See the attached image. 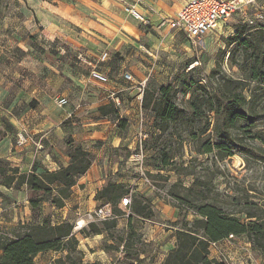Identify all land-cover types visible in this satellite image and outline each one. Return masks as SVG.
<instances>
[{"label": "rangeland", "instance_id": "rangeland-1", "mask_svg": "<svg viewBox=\"0 0 264 264\" xmlns=\"http://www.w3.org/2000/svg\"><path fill=\"white\" fill-rule=\"evenodd\" d=\"M248 1L250 4L243 6L225 25L198 40H191L184 33L170 30L162 23L158 26L160 30L157 28V31L152 30L149 24L143 26V31L151 34L153 41L147 42L142 39L139 42L150 54H147L145 49L139 50L140 54L135 60L142 64L143 69L138 70L139 76L133 77L132 83L123 81L121 86L130 90L142 84L144 91L150 89L158 92L161 87L171 85L174 87V102L188 119L179 121L173 129L161 134L154 126L153 115L142 108L145 122L143 133L148 135L142 143L143 158L138 157L141 156L139 134L135 150L127 148L117 150L116 156L124 159L125 166L121 173L116 174L115 181L122 179L126 190L130 192L137 191L140 187L142 191L153 188L148 199H145L153 211V216L151 219L140 218L130 207H122L121 201L119 202L121 215L107 222L95 223L103 230L101 235H94L89 225L83 229L90 231L88 237L82 234V231H74L78 244L76 252L70 254V259L67 258L68 252L65 251L47 252L35 258L36 264H163L167 254L175 247V232L181 227L182 221L184 219L192 221L196 217L195 211L191 208L192 203L200 204L202 199H207L208 203L219 205L226 212L233 213L242 209L247 202L258 203L264 199V147L260 140L256 139L257 136L264 135V91L256 89L254 85L250 86L251 91L255 92L257 106H253L257 108L256 114H253L252 124H246L250 125L249 128L241 124L239 128L230 131V141L226 146L233 153L231 157L218 154L216 150L210 154L204 153V145L219 142L217 130L221 121L217 115L211 113L192 121L193 115L189 107L191 95L186 94L189 92L187 90L189 85L193 89L205 87L213 94L226 79H242L235 64L243 60L242 53L237 49V44L229 45L230 38L236 34L237 29L247 25L248 35H254L255 44L264 41L262 34L264 0ZM17 3V0H1L0 22L10 19L18 27L20 24L18 20H24V16L19 11ZM24 34L26 32L18 34L20 37L23 35L21 41L32 44L38 51L40 48L34 44V39L28 36V32L27 35ZM47 48L48 52H43V59L53 64L57 59L55 65L59 66L62 75L61 70L68 63L62 56L58 58V55L62 49L68 50V47L62 42L54 41L47 44ZM77 53H73L74 61L71 64L75 71L79 70L78 66L84 65L78 62ZM124 60L121 53L114 56V63ZM1 64L3 63L0 62V79L5 77ZM131 74L133 75L132 72ZM111 78L110 76V80ZM61 86L64 87H61L59 94H62L65 87L74 90L70 83ZM118 95L121 97L122 94ZM249 95V92L245 93L246 98H249ZM30 106L36 108L37 103L33 101ZM130 110L134 108H128L127 104L120 107V115L123 117L121 119L126 120L127 124V133H124V136L132 141L136 137L139 119H134L133 113L126 116ZM244 110L249 114L250 106H244ZM79 123L80 120L72 119L63 125ZM138 131L141 134V129L138 128ZM73 141L71 137L65 140L68 146ZM67 151L68 148L63 150V155L60 156L61 167L67 162L65 159ZM161 153L170 156L168 166L162 164ZM92 156L94 157L93 154ZM158 174L160 178L153 179ZM13 192L15 195L13 198L1 194L0 239L13 237L21 224V222L7 224L1 219L5 218V215L9 216L11 207L15 209L12 210L13 213L20 211L18 205L13 207L17 197L16 191ZM177 197L188 202L179 201ZM234 199L239 200V205H236ZM131 200L133 202V197ZM99 205L98 202L97 206L91 208L87 206V213L85 215L83 213L81 217L85 218L84 216L94 212ZM51 208L48 202L43 203L40 216L43 212L45 213L43 217L50 219L54 213ZM89 210L91 211L88 212ZM113 222H116L115 226H110ZM237 250L243 256V263L264 264V257L253 250L252 246H246V241L242 237H237L233 241L225 240L216 247L211 246L210 252L211 257L220 256L221 260L229 262V255Z\"/></svg>", "mask_w": 264, "mask_h": 264}, {"label": "crops", "instance_id": "crops-1", "mask_svg": "<svg viewBox=\"0 0 264 264\" xmlns=\"http://www.w3.org/2000/svg\"><path fill=\"white\" fill-rule=\"evenodd\" d=\"M17 1L24 20H18V27L10 19L0 22V62L5 74L0 79V162L26 174L34 170L37 173L57 171L62 165V151L68 148L65 140L71 137L73 144L94 155L93 163L72 189L64 208H51L54 213L49 220L52 225H74L79 220L89 224L87 215L85 218L81 216L87 213V206H97L98 192L110 182L123 183L122 179L115 181L116 174L121 173L125 166L124 159L116 156L117 150L137 148L138 128L140 130L141 117L144 118L137 87L126 90L121 82L125 81L123 76L126 73L132 72V77L136 78L139 76L137 72L143 67L135 57L140 54L139 50L145 49L139 41L152 42L153 39L151 34L143 31L145 24L128 14L126 8H135L149 22L152 30H156L163 21L174 18L187 0ZM20 32H26L24 35L28 32L40 49L36 51L32 44L22 42L23 35H18ZM54 41L68 47L58 55L68 63L61 70L62 75L59 66L55 65L57 59L54 60L55 64L43 59V52H48L47 44ZM74 52L83 53L99 65V70L109 78L107 86L93 82L89 77L90 68L86 65L81 64L83 66H78L79 70H73ZM104 53L108 54V58L100 62ZM119 53L125 60L114 63V56ZM146 53L150 54L147 50ZM65 83H70L74 90L65 87L59 94L61 87H64L61 85ZM118 94H122L121 97ZM58 98H67L69 105L60 108L56 101ZM33 101L37 103L36 108L30 106ZM111 102L116 105L119 115L121 106L127 104L128 108H134L126 113V116L133 113L132 117L139 119L136 137L132 141L124 136L127 126L122 130L113 116L101 118L98 108ZM120 118H123L122 115ZM72 119L80 120L79 125H63ZM19 131H24L29 138V143L21 148L15 142ZM65 159L67 162L63 164L67 166L69 158ZM141 188L131 192L148 199L153 188L145 191ZM13 191V188L0 185V195L13 198ZM16 193L13 207L18 205L19 213H13L15 209L11 207L9 216L1 219L7 224L32 222L33 212L27 188ZM43 214L37 220L40 224L44 219ZM242 238L250 247L249 241ZM212 258L220 259V256ZM243 262V256L237 250L229 255L227 263L245 264Z\"/></svg>", "mask_w": 264, "mask_h": 264}, {"label": "trees", "instance_id": "trees-1", "mask_svg": "<svg viewBox=\"0 0 264 264\" xmlns=\"http://www.w3.org/2000/svg\"><path fill=\"white\" fill-rule=\"evenodd\" d=\"M248 32V26L243 25L229 40V45L237 44V49L242 53L243 60L235 63L242 79H226L213 94H210L205 87L193 89L190 85L187 86L189 92L186 94L191 95L189 107L193 115L192 121L201 119L207 113L217 115L216 117L221 121L217 130L220 140L214 145L210 143L204 145L206 154L216 150L225 157L233 156L226 146L230 141V131L239 128L241 124L245 126L252 124L253 114H256L257 110L253 106H257L255 92L251 91L250 86L254 85L256 89L264 91V41L255 44L254 35H248ZM247 92L250 94L249 98L245 97ZM173 96L174 87L171 85L161 87L158 92L150 89L144 91L142 108L153 115L154 126L161 134L173 129L179 121L187 119L184 111L175 104ZM246 105L250 106L249 114L244 110ZM98 112L101 118L113 116L119 121V127L122 130L126 129V120L120 118L113 102L99 107ZM205 133L206 131L203 132ZM256 139H259L264 147V135L257 136ZM70 144L67 151L69 163L57 171L44 170L37 173V170H34L26 174L21 173L18 168L0 162V185L13 188L15 191L26 187L33 212L32 222L21 223L13 237L0 239V264H36L35 258L47 252L65 251L68 252L67 258L70 259V254L76 252L78 241L73 224L52 225L48 218H44L41 224L37 222L43 203L48 202L56 209L64 208L72 195V189L92 166L94 159L92 153L80 145H74L73 142ZM161 161L168 166L171 161L170 156L161 153ZM157 178H160V174L153 177L155 180ZM127 197H133L129 207L136 216L143 219L152 218L153 211L149 203L126 190L123 183H108L98 192L96 201L100 205L110 204L114 215L119 216L122 214L119 202ZM177 199L188 202L181 197ZM201 201L200 204L192 203L191 208L195 211L196 217L192 221L186 219L182 221L181 227L175 232V247L167 254L163 264H228L224 260L212 258L210 249L212 244L221 243L231 235L245 237L253 250L264 256V199L258 203L247 202L242 209L233 213L226 212L219 205L208 203L207 199ZM234 201L239 205L238 199ZM115 224L116 222H113L110 226ZM89 228L94 235L103 233L95 223L89 224ZM89 232L83 230L82 234L88 237L91 234Z\"/></svg>", "mask_w": 264, "mask_h": 264}, {"label": "built area", "instance_id": "built-area-1", "mask_svg": "<svg viewBox=\"0 0 264 264\" xmlns=\"http://www.w3.org/2000/svg\"><path fill=\"white\" fill-rule=\"evenodd\" d=\"M250 1L248 0H187L181 10L177 15L167 21H163L162 25L167 26L170 30L178 31L184 33L191 40H198L218 30L222 25H225L231 17L241 10L243 6H248ZM126 12L132 17L140 20L144 24L148 25L149 22L146 21L140 13L132 7L126 8ZM79 63H82L90 68L89 77L90 79L99 84L107 85L109 83V78L104 75L98 68L97 63H93L88 59L83 53H78L76 56ZM108 58V54L104 53L101 57L100 62H105ZM124 79L128 83L134 81L131 74H124ZM140 102H142L144 95V85H138ZM57 105L60 108H65L69 105L67 98H58ZM145 122L143 117L140 120V158H143V149L142 143L143 140L148 138V135L143 133V126ZM29 143V138L27 137L24 131H19L16 135V146L24 147ZM148 182V180H146ZM131 205V198L127 197L122 200V207H129ZM115 215L110 204H101L99 205L94 212L87 214V220L89 224L97 222H107L115 219ZM89 224H86L85 221L79 220L74 224V231L81 232ZM237 237L231 235L226 241H233ZM218 244L214 243L211 246L216 247Z\"/></svg>", "mask_w": 264, "mask_h": 264}]
</instances>
